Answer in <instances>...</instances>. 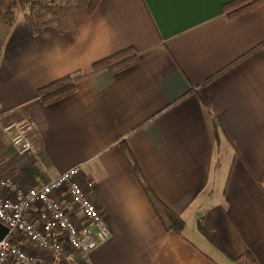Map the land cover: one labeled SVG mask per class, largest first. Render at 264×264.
<instances>
[{"label": "crops", "instance_id": "1", "mask_svg": "<svg viewBox=\"0 0 264 264\" xmlns=\"http://www.w3.org/2000/svg\"><path fill=\"white\" fill-rule=\"evenodd\" d=\"M228 1L100 0L71 31L32 35L19 17L7 36L0 168L39 186L80 166L110 231L93 264H238L247 248L264 264V0L234 17ZM126 47L133 64L90 72ZM78 71L72 93L39 101L38 88ZM22 119L34 157L10 149L6 126ZM144 186L183 220L180 233Z\"/></svg>", "mask_w": 264, "mask_h": 264}, {"label": "built area", "instance_id": "2", "mask_svg": "<svg viewBox=\"0 0 264 264\" xmlns=\"http://www.w3.org/2000/svg\"><path fill=\"white\" fill-rule=\"evenodd\" d=\"M31 129L27 119L6 126L16 156H35ZM0 224L7 229L0 239V264H93L90 252L110 235L79 165L36 187L19 184L16 175L0 168Z\"/></svg>", "mask_w": 264, "mask_h": 264}, {"label": "trees", "instance_id": "3", "mask_svg": "<svg viewBox=\"0 0 264 264\" xmlns=\"http://www.w3.org/2000/svg\"><path fill=\"white\" fill-rule=\"evenodd\" d=\"M100 0H0V53L4 42L19 17L24 21L28 31L35 35L45 27H52L59 33L71 31L80 26L95 10ZM263 0H230L223 5L226 15L234 17L257 6ZM137 60V52L132 47H126L90 65V72L95 73L106 70L110 73L120 71ZM85 73L78 71L62 76L38 88L37 98L43 104L54 102L76 89V83L83 78ZM121 149L126 156L128 148L121 143ZM27 172L36 171L34 166L28 167ZM36 187L35 184H28ZM144 191L157 212L165 229L180 233L184 222L156 198L147 186ZM198 228L209 241L222 248L217 238L206 233L200 222ZM238 264H261L255 254L249 249L233 259Z\"/></svg>", "mask_w": 264, "mask_h": 264}, {"label": "water", "instance_id": "4", "mask_svg": "<svg viewBox=\"0 0 264 264\" xmlns=\"http://www.w3.org/2000/svg\"><path fill=\"white\" fill-rule=\"evenodd\" d=\"M7 233V229L0 224V239L5 236V234Z\"/></svg>", "mask_w": 264, "mask_h": 264}]
</instances>
